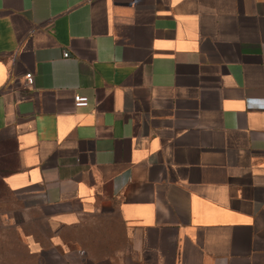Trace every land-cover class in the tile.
<instances>
[{"label":"crops","instance_id":"0c3cea01","mask_svg":"<svg viewBox=\"0 0 264 264\" xmlns=\"http://www.w3.org/2000/svg\"><path fill=\"white\" fill-rule=\"evenodd\" d=\"M0 168L28 255L264 264V0H0Z\"/></svg>","mask_w":264,"mask_h":264},{"label":"rangeland","instance_id":"374dc122","mask_svg":"<svg viewBox=\"0 0 264 264\" xmlns=\"http://www.w3.org/2000/svg\"><path fill=\"white\" fill-rule=\"evenodd\" d=\"M3 172L0 168V176ZM26 234L43 237L42 216L37 209L26 205V199L9 193L0 181V264H86L84 255L74 248L61 255L48 251L41 258L27 255Z\"/></svg>","mask_w":264,"mask_h":264},{"label":"built area","instance_id":"2783aa9c","mask_svg":"<svg viewBox=\"0 0 264 264\" xmlns=\"http://www.w3.org/2000/svg\"><path fill=\"white\" fill-rule=\"evenodd\" d=\"M62 56H63V57H68V53L64 52V53L62 54ZM25 78H26V80L28 81V83H31V81H32V76H31L30 73H27V74L25 75ZM74 104H75V106H77V107L85 106V105L87 104V99H86V97H81V96L75 95V96H74Z\"/></svg>","mask_w":264,"mask_h":264},{"label":"trees","instance_id":"16d2710c","mask_svg":"<svg viewBox=\"0 0 264 264\" xmlns=\"http://www.w3.org/2000/svg\"><path fill=\"white\" fill-rule=\"evenodd\" d=\"M0 181H1V176H0ZM1 184L3 185V182L1 181ZM3 187H4V185H3ZM5 188V187H4ZM28 255V254H27ZM31 256V255H30ZM34 257V256H33Z\"/></svg>","mask_w":264,"mask_h":264}]
</instances>
